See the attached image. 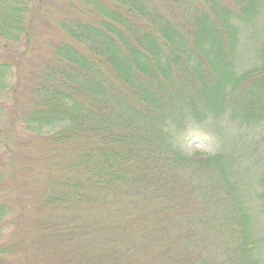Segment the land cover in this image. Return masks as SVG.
<instances>
[{
	"label": "trees",
	"instance_id": "trees-1",
	"mask_svg": "<svg viewBox=\"0 0 264 264\" xmlns=\"http://www.w3.org/2000/svg\"><path fill=\"white\" fill-rule=\"evenodd\" d=\"M55 2L60 37L25 77L44 0H0V119L11 104L0 135V264L18 252L30 261L11 145L19 131L50 156L36 195L46 237L70 240L48 223L92 216L112 231L108 248L72 253L77 261L135 264L148 245V264H264V173L242 183L243 158L183 149L193 128H264V38L250 66L236 65L241 30L264 16V0Z\"/></svg>",
	"mask_w": 264,
	"mask_h": 264
},
{
	"label": "rangeland",
	"instance_id": "rangeland-1",
	"mask_svg": "<svg viewBox=\"0 0 264 264\" xmlns=\"http://www.w3.org/2000/svg\"><path fill=\"white\" fill-rule=\"evenodd\" d=\"M55 1L56 0H44L43 10L38 17H41L40 20H38L40 22L38 23V21H36L37 29H35L34 32L35 40L33 45L29 47L24 61L25 77L29 75L32 64L37 63V60H39L40 57H43L42 55L49 54L51 43L55 41L56 38L58 39L60 37L58 32L50 25L52 21L54 22L56 18L60 17L58 9H60L61 5ZM262 28H264V16H261L260 20H255L253 23L244 26L241 30L237 45L238 57L236 58V65L239 68H242V70L251 65L250 59H255L254 57L257 53V50H255L257 38L259 37V40L260 37L261 39L264 38ZM22 49L23 48H19L17 53H22ZM0 53H4V50L1 48ZM20 80H24L22 75L20 76ZM10 106V103L5 106L3 117L0 119V135L2 132L4 134L5 129L9 126ZM11 135V145L14 149L17 148L19 154L18 160H16V182L19 186L18 191L22 192L21 199L24 206L27 208L25 209L27 210L26 214H28H25L28 218V224L26 219L24 227L28 239L26 246H29L30 264H84L83 261L81 263L78 260L79 263L72 253L76 254L75 256L88 258L97 254V247L102 246L103 249L108 248L109 243H105L103 237L105 239L111 237L112 231L107 229L109 225L105 219H102L104 221L103 224H101L102 226L93 224L98 223L93 216L83 224L78 225L73 221L74 223H69V227L67 228H64V223L60 224L57 221H54L55 224L53 225L48 223L47 226H51V231L52 233H55V235L58 233L64 234L65 229L72 237L70 240L64 242L54 239L51 240L52 238L49 239L46 237L47 230L36 225L37 216L40 217L37 214L38 202L36 195L40 190V182L42 178L39 167L43 170L44 167L48 166L47 162L50 157L48 149L47 147H39L38 143H35L30 135L21 131L17 132V136L14 134ZM27 141H30L29 145L26 144ZM183 149L188 154L193 155L213 154L216 151H221L227 154L233 153L236 157L243 158L240 168L242 167L244 172H241V175H238V178L242 183H249L254 174L264 173V128L254 131H236L235 129H233V131L222 130V132L215 134L206 130L193 128L185 137ZM242 176H244V179ZM107 213L105 214L107 215ZM114 216L115 215H112V217ZM57 218V216L52 217V219ZM106 218L112 220L110 217ZM17 222H19V219H15L16 225H10L9 228H6V242L7 240L10 243L14 242L16 237L15 232L17 231ZM48 234L49 233H47V235ZM175 235L177 234L175 233ZM118 236L120 238L119 234ZM118 236L116 235L117 238ZM112 238L115 239L113 234ZM146 247L147 248L144 252L148 249L153 250L152 246L148 247L147 245ZM144 252L142 253L143 255H137L135 257L137 260L133 258L134 261L136 260L135 264H148L147 261L149 260L150 255L144 254ZM262 254L264 258V247ZM20 256L21 252L14 253L8 258L7 264H21L22 257L20 258ZM141 256L143 257L142 259H140ZM91 258L89 261L95 263L94 257ZM172 258L174 259L169 260L168 263H164L162 260H156L153 264H182L180 259L175 258V256H172ZM29 262L26 261L24 264Z\"/></svg>",
	"mask_w": 264,
	"mask_h": 264
}]
</instances>
